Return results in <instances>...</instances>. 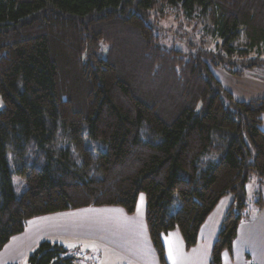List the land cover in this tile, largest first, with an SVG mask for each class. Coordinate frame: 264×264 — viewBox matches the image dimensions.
Wrapping results in <instances>:
<instances>
[{
  "label": "trees",
  "instance_id": "trees-1",
  "mask_svg": "<svg viewBox=\"0 0 264 264\" xmlns=\"http://www.w3.org/2000/svg\"><path fill=\"white\" fill-rule=\"evenodd\" d=\"M155 19L206 18L214 49L185 57L160 44ZM212 66L264 70V0H0V252L33 218L121 206L145 219L160 264L163 236L187 249L232 194L211 253L222 264L263 206L264 98L237 100ZM26 180L18 195L8 165ZM43 240L27 264H77ZM82 252L77 253L83 257Z\"/></svg>",
  "mask_w": 264,
  "mask_h": 264
},
{
  "label": "crops",
  "instance_id": "crops-1",
  "mask_svg": "<svg viewBox=\"0 0 264 264\" xmlns=\"http://www.w3.org/2000/svg\"><path fill=\"white\" fill-rule=\"evenodd\" d=\"M212 70L224 88L230 91L237 100L247 101L264 98V70L253 69L242 75H232L222 68L213 66ZM233 201L232 194L225 195L220 199L202 225L198 243L191 249L186 248L184 237L179 230L164 235L163 242L168 264H174V261L175 264H211L214 243L218 237L223 218ZM136 213L137 211L134 214H129L121 206H91L33 218L27 223L25 231L20 234L25 235L31 232L32 235L20 246L22 255L24 254L21 256L24 260L27 259L28 255L43 240H50L66 248L68 245L60 243L65 242L61 240L75 241L73 245L81 244L83 237L78 233L70 228L67 234L65 228V231L62 230L66 221L64 227L72 220L74 222V218H77L79 221L83 219V227L95 228L101 224V220L111 217L113 239L110 246L112 247L113 264H160L150 239L146 219L144 217L142 220L140 216H136ZM50 225L59 228H50ZM138 237L144 242L142 246L135 245ZM55 240L58 242H54ZM145 248L149 251V260L143 256ZM170 250L171 257L169 255ZM7 264L14 263L8 261ZM222 264H264V188L262 208L254 207L251 209L248 217L241 222L234 241L233 251L223 253Z\"/></svg>",
  "mask_w": 264,
  "mask_h": 264
},
{
  "label": "rangeland",
  "instance_id": "rangeland-1",
  "mask_svg": "<svg viewBox=\"0 0 264 264\" xmlns=\"http://www.w3.org/2000/svg\"><path fill=\"white\" fill-rule=\"evenodd\" d=\"M150 22H153L155 25V32L160 38V44L166 48H175L183 52L185 57H190L191 55H197L201 50L205 49H214L217 43L221 42V39L217 36H214L206 18H203L201 21L188 24L185 21V17L177 18L176 16H171L165 19H155L152 12L149 19ZM248 72V71H247ZM4 103L0 95V109L3 107ZM8 165L10 174L12 177V183L15 192L20 195L26 188V180L16 171L15 160L12 151H8ZM259 178L255 174H251L248 185H247V194H248V205L249 210L256 207V191L259 187ZM142 206V209H141ZM146 210V197L142 192L139 197L138 206H137V217H141L143 220L145 217ZM83 216V213H82ZM68 223L65 227L63 224L62 230L66 234L72 229L75 233H78L83 237L81 244L72 246L75 241L72 240H61L66 243L68 252L66 256L75 257V262L77 264H113V254L112 247L110 243L113 239L112 236V218L107 217L106 220H101V224L95 228H85L83 227V219L74 218ZM50 228H59L58 226H49ZM65 228V229H64ZM22 234V233H21ZM31 232L25 235H16L12 238L10 243L4 247L0 252V264H7L8 261L14 264H27V259H23L21 252V245L30 238ZM86 239V240H84ZM136 246H142L143 240L138 237ZM58 242V241H54ZM144 247V246H143ZM141 248V247H139ZM82 252L83 257H79L77 253ZM22 255V256H21ZM143 256L148 260L149 251L145 248ZM160 263V262H159Z\"/></svg>",
  "mask_w": 264,
  "mask_h": 264
},
{
  "label": "snow or ice",
  "instance_id": "snow-or-ice-1",
  "mask_svg": "<svg viewBox=\"0 0 264 264\" xmlns=\"http://www.w3.org/2000/svg\"><path fill=\"white\" fill-rule=\"evenodd\" d=\"M72 246L74 247V245H72ZM171 254H172V253H171V250H170V252H169L170 257H171ZM174 264H175V261H174Z\"/></svg>",
  "mask_w": 264,
  "mask_h": 264
},
{
  "label": "built area",
  "instance_id": "built-area-1",
  "mask_svg": "<svg viewBox=\"0 0 264 264\" xmlns=\"http://www.w3.org/2000/svg\"><path fill=\"white\" fill-rule=\"evenodd\" d=\"M80 255H82V253Z\"/></svg>",
  "mask_w": 264,
  "mask_h": 264
}]
</instances>
